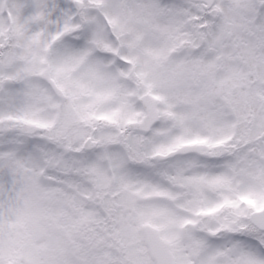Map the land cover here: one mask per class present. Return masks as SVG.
<instances>
[{
  "label": "snow or ice",
  "instance_id": "6c2138e0",
  "mask_svg": "<svg viewBox=\"0 0 264 264\" xmlns=\"http://www.w3.org/2000/svg\"><path fill=\"white\" fill-rule=\"evenodd\" d=\"M0 264H264V0H0Z\"/></svg>",
  "mask_w": 264,
  "mask_h": 264
}]
</instances>
